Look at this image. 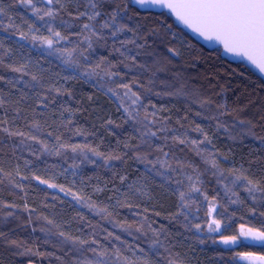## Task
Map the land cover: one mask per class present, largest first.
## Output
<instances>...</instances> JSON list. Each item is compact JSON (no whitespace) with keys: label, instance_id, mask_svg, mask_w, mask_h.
I'll use <instances>...</instances> for the list:
<instances>
[{"label":"snow or ice","instance_id":"obj_1","mask_svg":"<svg viewBox=\"0 0 264 264\" xmlns=\"http://www.w3.org/2000/svg\"><path fill=\"white\" fill-rule=\"evenodd\" d=\"M12 2L29 9L34 17L32 21L21 18L22 23L17 24L15 18L9 15L5 0H0V32L4 33L0 35V69H7L17 74L8 78L0 75V81L19 92V99L13 103L24 102L34 96L37 100L36 109H48L51 104H55L54 97L65 94L71 97L72 95L63 87L57 86L61 80L66 83L69 79L80 78L91 82L105 95L116 100L117 110L122 109L125 122H131L133 130L137 132L135 139L138 140L137 143L118 141V147L123 144L124 148V152L120 154L101 152L89 144L68 143L62 139V135H54L51 132L46 133L54 140V143L49 144L45 139H41L45 135V127L39 120L33 118L27 126L28 131L25 132L9 127L10 121L3 118L0 119V134L8 138L19 137V145H13V154L16 148L21 146L27 147L37 160L40 156H62L70 151L77 157H82L80 164L95 163L94 158H101L104 166L109 167L112 161L124 160L128 153L132 152L134 153L132 159L143 164L146 172L154 173L165 183L173 185L178 204L176 212L169 219L183 217L184 228L189 231L195 230L197 236L207 233L211 239L214 234L218 235V239H213L212 243L233 246L243 238L259 242L264 246V170L257 175L250 172L243 164L239 167L222 168L221 160L230 161L224 153L214 150L213 138L204 126L196 124L195 121L186 126L177 120V127H170V118L158 115L164 110L152 103L153 96L196 97L189 102L199 104L202 110L211 108L213 102L210 98H199L195 90L188 91L183 84L171 92L155 91L158 84L168 86L167 81L161 80L159 74H166L170 70L168 58L156 50L155 42L149 43L151 38L160 35V30L156 28L144 30L139 23L125 22L133 21L134 17L129 14L132 8L142 10H151L155 7L166 8L193 33L206 41L218 43L222 46L224 53L245 58L260 74L264 75V0H12ZM81 2L84 4L83 11L80 10ZM73 3L76 4L75 16L73 17L72 12H68V16L76 21L82 18L84 20L79 25L80 30L75 34V39L56 27L57 18L61 17V12L66 11V5ZM38 4L48 7L41 8L37 6ZM105 4L112 5L111 11L104 9ZM136 18H139L138 13ZM5 20L8 22L5 23ZM59 23L65 32L71 27L62 17ZM165 27L169 32L171 31V25H165ZM41 30L47 35L40 34ZM172 35L174 37L176 34L172 33ZM121 36H124V39H120ZM109 39L113 40L112 51L118 53L120 59L115 62L108 56H97L92 59L96 47H107ZM13 40L16 41L18 48H23L26 44L28 47L42 49L44 54L55 58L62 70L71 75L60 76L57 73L56 76L59 79L53 80L44 75L45 70L42 68L39 72L32 71L30 60L17 64L16 52L12 47L7 46ZM117 44L119 47H116ZM167 53L172 57L180 55L174 48H168ZM6 59L13 62L6 63ZM121 66L124 69L123 72L120 70ZM175 75L177 79L180 78V73ZM49 96L53 97L51 101ZM8 104L9 100L0 88V109H6ZM21 111L19 107L14 108L16 116H19ZM66 112L69 116L74 115L71 107L61 105L59 115L64 127L72 123L70 119L63 120ZM216 113V115L204 117L202 112H196L195 116L209 122L215 121L216 131L224 129L225 132H229L231 126L221 122V117L231 114L227 106L216 105ZM38 114L43 113H38L34 109L33 117ZM6 116L7 111H5ZM183 119L187 121L188 117L184 116ZM113 123L114 121H107V124ZM234 123L241 129L247 126L248 130L244 134L255 136L264 144V136H256L252 131L251 121L236 119ZM189 133L198 134L199 138H193ZM81 134L83 133L80 129H75L73 132V135ZM231 138L236 139V136ZM37 145L38 152L32 151V148ZM169 145L189 146L195 155L200 157L205 170L210 172L216 178V182L223 187L225 195L228 196V204L238 205L237 211L243 212L239 219L244 220L248 216L253 219L259 218L261 227H250L251 221H246L239 224L238 230L234 229L236 234L226 235L222 229L232 225L236 213H229L228 207L220 204L216 195L209 198L202 187L204 172L192 162H185L176 157ZM165 148L169 150L165 151ZM150 157L153 158L150 159ZM23 164L25 169H29L33 161L24 159ZM80 164L72 163L63 170L62 174L71 169L73 183H75L76 170L79 169ZM173 173L182 175L183 179L175 178ZM118 178L121 185H125L128 191H121L120 188L110 189L113 196L108 199L111 201L115 198L114 208L131 209L133 205L128 203L130 195H148L145 185L137 186L135 181L126 183L127 175H120ZM5 180L13 188L22 191L25 182L31 181L46 185L48 188L59 189L61 193L70 196L74 202L99 216L101 221H107L112 226L113 230L109 231L102 224L93 225L85 216L78 214L74 219L81 221L82 227L86 225L91 229L86 237L83 232L81 235H72L64 231L53 233V229L58 230L61 225L47 216H38L37 219L46 224L39 229L45 234L44 243H48V238L55 234L61 246H70L66 253L70 256V260L64 264H185V258L181 253L174 251L176 245L171 242L168 230L163 225L153 227L146 215L140 216L131 223L127 220H117L113 211L109 210V205L101 207L92 200L91 196H82L79 192H74L71 187L54 183L51 179H44L35 172L24 175L19 163L13 171H6L0 162V184H3ZM237 189H242L247 194V199L241 198ZM104 190L103 188L94 189L97 193ZM194 194H200L206 204L207 210L202 223H193L198 219L196 213L199 211L196 200L193 199ZM17 207L15 204L3 205L5 209L14 210ZM136 207L139 208V205ZM24 209L29 213L28 224H31L32 210L27 204L24 205ZM144 211L147 212V209ZM14 216V211L0 210V225L6 224L9 217ZM115 229H119L120 234H117ZM32 231L35 232L37 229L32 228ZM125 234L133 238L132 243L123 238ZM4 244L15 248L18 255L37 257L46 255L39 251L35 242L29 245L26 240L12 238L11 230L9 232L0 230V245ZM236 258L248 261V264H264V254L255 252H236L233 259ZM58 259L62 258L58 257Z\"/></svg>","mask_w":264,"mask_h":264},{"label":"trees","instance_id":"obj_2","mask_svg":"<svg viewBox=\"0 0 264 264\" xmlns=\"http://www.w3.org/2000/svg\"><path fill=\"white\" fill-rule=\"evenodd\" d=\"M5 6L8 7L9 15L15 18L17 24L22 23L21 18L29 21L34 19L29 9L12 2V0H5ZM37 6L41 8L48 7L44 4H38ZM111 8L112 5L110 4L104 5L106 11H111ZM75 9L76 4L73 3L66 5V11L61 12L62 19L71 25L67 32L60 27L59 20L61 17L57 18L56 24V27L62 33L72 35L73 39L80 30L79 25L84 22L83 18L76 21L68 16L67 13L72 12L74 17ZM80 10H84L82 2L80 3ZM137 13L138 19L136 18ZM129 14L134 19L131 22L125 21L126 23H139L144 30L152 28L160 30V35L151 38L149 43L155 42L156 50L168 58L170 70L166 74H159L160 79L166 80L168 86L158 84L154 90L162 93L171 92L183 84L186 90H195L199 98H210L213 102L211 108L202 110L199 104L189 102L196 97L153 96L151 97L152 103L157 108L164 110L158 115L170 118V127H177V120H180L186 126L192 121L201 124L212 136L215 145L214 150L224 153L230 161L221 160L222 168L239 167L243 164L250 172L259 175L264 170V144L255 136L244 134L248 130L247 126L241 129L234 122L236 119L251 121L252 131L255 132L256 136H264V80L245 62L225 54L221 47L207 45L188 34L176 23L173 16L164 9L142 10L132 8ZM7 22L5 20V23ZM165 25H171L170 32ZM39 26V23H37V27ZM172 33L176 35L173 37ZM3 34L0 32V35ZM40 34L47 35L43 30ZM120 39H124V36H121ZM107 44V47H96L92 59L97 56H108L113 62L119 60V54L112 51L113 40L109 39ZM7 46L12 47L16 52L15 62L17 64L30 60L32 71L39 72L42 68L45 70L44 75L51 77L53 80L59 79L56 76L57 73L60 76L71 75L62 70L61 65L55 58L48 57L38 47H28L25 44L23 48H18L15 40ZM116 47H119V45L117 44ZM168 48L176 49L180 55L170 56L167 53ZM5 62L11 63L13 61L6 59ZM120 70L121 72L124 71L122 66ZM176 73H180L179 79L176 78ZM0 75L8 78L17 74L11 73L7 69H0ZM57 86L71 92V97L67 94L56 96L54 97L55 104H51L48 109H36L37 100L34 96L30 100L14 104L13 102L19 99V92L0 81V88L3 89L6 98L9 100L6 109H0V119H8L10 121L9 127L18 128L25 132L28 131L27 126L33 118L39 120L45 127V135L41 139H45L49 144L54 143V140L47 136L46 133L48 132L54 135H62V139L68 143L89 144L105 153L116 152L120 154L124 152L123 144L118 147V141L138 142L135 139L137 132L133 130L131 122H125L122 109L117 110L116 100L109 95H105L103 91L94 87L91 82L77 78L69 79L66 83L61 80ZM20 87H23V85H20ZM29 95L31 96V93ZM52 99L53 97L49 96V101ZM220 104L226 105L231 113L228 116L221 117V122L231 126L229 132H225L224 129L216 131L215 121L209 122L202 117L195 116L196 112H202L204 117L216 115V105ZM61 105L71 107L74 112V115L71 116L67 112L64 114L63 120L70 119L72 121L67 127L62 126L59 115ZM15 107L22 110L19 116H16L14 112ZM34 109L43 114L33 117ZM149 110L151 111V108ZM5 111H7L6 117ZM184 116L188 117L187 121L183 119ZM109 120L114 121V123L107 124ZM75 129H80L83 134L73 135ZM189 135L193 138H199V135L195 133H189ZM231 136H236V139H232ZM13 145H19V137L8 138L0 134V149H2L0 151V162H2L6 171H13L19 163L24 175H31L32 172H35L44 179H51L54 183L71 187L74 192H79L82 196H91L92 200L101 207L109 205V210L113 211L117 220H127L131 223L139 219L140 216H148V220L153 227L163 225L168 230L171 242L176 245L174 251L181 253L185 258V264H243L233 259L235 252L249 251L264 254V246L262 245L244 242L243 245L233 249L219 243H212L213 239H218V235L214 234L210 239L207 233L197 236L195 230H187L184 228L185 221L183 217L169 219L176 212L178 204L173 185L165 183L161 177L156 176L154 173L146 172L143 164L132 159L134 155L132 152L128 153L126 159L114 160L109 167H105L101 158H96L95 163L85 162L80 164L82 157H77L70 151L62 156H40L37 160L25 146L17 147L15 154H13ZM38 147V145L34 146L32 151L38 152ZM169 147L180 160L190 161L204 172L202 187L209 198L216 195L219 203L228 207L229 213H236L232 225L222 229L226 235L236 234L234 229L238 230L239 224L246 221H251L249 223L250 227H261L259 218L253 219L248 216L244 220L239 219L243 212L237 211L238 205L228 204V196L225 195L223 187L216 182V178L210 172L205 170V165L201 162L200 157L196 156L189 146L169 145ZM168 150L169 148H165V151ZM152 158L150 157V159ZM24 159L33 161L31 168H24ZM74 162L80 164L79 169L76 170L75 183H73L74 178L71 169L62 174L63 170ZM53 165L54 168L51 167ZM120 175L128 176L126 183L135 181L137 186H146L148 195H130L128 197V203L133 205L131 209L128 207L114 208L115 198L111 201L108 199V197L113 196L110 189L120 188L121 191H128L125 185H121L118 178ZM173 176L177 179H183L182 175L176 173H173ZM96 188L105 190L97 193L94 191ZM237 191H239L241 198L247 199V194L242 189H237ZM193 199L196 200L199 208L196 213L198 219L194 220L193 223H202L207 210L206 204L200 194H194ZM5 203L15 204L18 207L14 210L5 209L3 208ZM25 204L32 210L31 224H28L29 213L24 209ZM136 205H139V208ZM145 209H147V212L144 211ZM0 210L4 212L14 211L15 213L14 217H9L6 224L0 225V230L5 232L11 230L12 238L26 240L29 245H33L35 242V245L39 247V251L46 254L43 257L22 256L16 253L15 248H10L4 244L0 245V264H64V262L70 260V256L66 255L70 246H61L60 240L55 234L48 238V243H44L45 234L41 233L39 229L45 227L46 224L44 221L38 220V216H47L61 225L60 229H53V233L64 231L70 232L72 235H81L83 232L84 237H86L91 229L87 228L86 225L82 227L81 221L74 219L78 214L85 216L93 225L99 223L109 231L113 230L107 221H101L99 216L74 202L70 196L61 193L59 189L48 188L36 181L25 182L23 191L13 188L7 180L0 184ZM218 211H220L219 208ZM156 213H159V215H156ZM32 228H36L37 231L33 232ZM115 231L120 234L119 229H115ZM123 238L127 239L129 243L133 242V238L128 237L126 234ZM200 240L205 242L200 243ZM49 253L51 255H48ZM58 257L62 259H58Z\"/></svg>","mask_w":264,"mask_h":264},{"label":"water","instance_id":"obj_3","mask_svg":"<svg viewBox=\"0 0 264 264\" xmlns=\"http://www.w3.org/2000/svg\"><path fill=\"white\" fill-rule=\"evenodd\" d=\"M156 8H159V7H155V8H152V9H156ZM159 9H164L166 10L167 12H169L171 14V12L166 9V8H159ZM173 16V18L175 19L176 23L181 27L183 28L188 34H190L191 36H193L194 38L198 39L199 41L207 44V45H210V46H215V47H221V45H219L218 43L214 42V41H206L204 40L203 38H201L200 36H198L197 34L193 33L191 31V29L187 28L185 25H183L180 21H178L175 16L173 14H171ZM227 54L228 56H231L232 58H235L237 60H241L243 62H245L254 72H256L263 80H264V75L260 74L259 71L253 66L251 65L248 61H246L245 58L243 57H239V56H234L232 54H228V53H225ZM244 242L245 243H248V244H254V245H261L259 242H256V241H252L250 239H244ZM236 260L239 262V263H243V264H248V261H242L240 260L239 258H236Z\"/></svg>","mask_w":264,"mask_h":264},{"label":"rangeland","instance_id":"obj_4","mask_svg":"<svg viewBox=\"0 0 264 264\" xmlns=\"http://www.w3.org/2000/svg\"><path fill=\"white\" fill-rule=\"evenodd\" d=\"M94 159H96V158H94ZM243 244H244V239L242 238V239L240 240V242H239L237 245L228 246V247H232L233 249H236L238 246L243 245ZM235 253H236V252H235Z\"/></svg>","mask_w":264,"mask_h":264}]
</instances>
